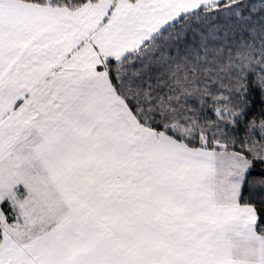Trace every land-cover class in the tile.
Masks as SVG:
<instances>
[{
  "label": "snow or ice",
  "instance_id": "1",
  "mask_svg": "<svg viewBox=\"0 0 264 264\" xmlns=\"http://www.w3.org/2000/svg\"><path fill=\"white\" fill-rule=\"evenodd\" d=\"M0 264H264V0H0Z\"/></svg>",
  "mask_w": 264,
  "mask_h": 264
}]
</instances>
